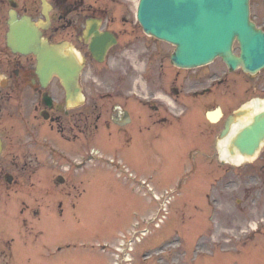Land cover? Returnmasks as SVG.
<instances>
[{"label": "rangeland", "instance_id": "obj_1", "mask_svg": "<svg viewBox=\"0 0 264 264\" xmlns=\"http://www.w3.org/2000/svg\"><path fill=\"white\" fill-rule=\"evenodd\" d=\"M119 1L124 4L123 10L126 18L125 20L120 19L119 26L128 28L130 33L135 35L136 42L148 41L150 37L143 34L140 24L134 17V0ZM260 1L252 0L253 15L260 13ZM20 2L31 9L30 0H20ZM108 6L111 7V4L108 3ZM118 8L115 10L117 11ZM35 15H38V4L35 6ZM151 42L155 43L152 39ZM162 46V52L164 51L169 56L174 46L168 43ZM82 49L85 50V46L82 45ZM90 65L101 67L94 62H90ZM109 68L111 69V67ZM104 71L106 69H103L102 72ZM258 75L263 76L264 70ZM235 92L240 95L242 91L236 88ZM229 99L234 100V98ZM256 101L264 102V93L261 92V87L256 91L253 89L252 92H248L247 98L241 100V104L255 108ZM188 149L183 146L167 145L162 148V160L132 161L130 169L135 177L129 174L125 177L96 174L91 190L86 194L84 201L97 207L88 209V211L92 210L90 219H96L97 224L61 223L63 225L59 226L55 232L52 230V234L54 236L56 234L61 235L60 239H68L70 242H80L97 236H102L103 242L113 241L121 233L127 232L136 218H142L145 215V207L148 206L150 213L158 208L152 193L141 183L142 179L150 180L158 192L168 190L176 196L177 190L181 189L184 193L181 196L182 199L184 197L183 200H193L202 187L194 191L198 174H195L196 179H192V174L188 175L184 172V161L179 160L181 155L188 154ZM257 164L260 166L263 162L257 161ZM246 165L243 164L240 171L244 172ZM226 169L232 170L234 173L237 172L238 166L229 167L228 163L221 164L218 169L219 175L223 174ZM47 176L48 173L42 171V179L47 180ZM186 177L190 178L184 180L185 186H183L182 180ZM43 186L47 187L48 182ZM242 186L241 183L236 185L238 190L234 192L232 189L222 190V188L213 191V196L219 203V208L213 211L214 224L210 223V212L203 215L200 211L195 210L192 203H188L192 207L185 210V204L181 202L180 195L174 198L167 209L160 213V216L164 215L160 223L161 226L154 229L146 237V241L151 242L153 239L152 247H155L169 238L181 243L183 236L192 240L193 236H199L203 233L204 235L199 237L195 245L191 243V247L188 248L186 244L182 246L171 242V240L168 241L167 245H162L164 250H160L161 246L160 248L155 247L152 249L153 257L148 264H264V189H259L257 195L255 193L254 196L257 197V200L256 203H253L251 198L245 199V194L241 190ZM184 211L187 214L184 215ZM253 222L259 223L257 232L260 234L248 239L253 235V231L250 229V224ZM239 225L241 227L236 229ZM133 229L134 227H131L130 230L133 232ZM236 230L237 232H235ZM173 232L178 233L173 234ZM118 240L119 238L109 243L107 247L113 258L116 251L123 256L122 252L117 249V244L121 241ZM194 246L199 252L195 250ZM144 248V246H136L133 252V260L127 263L125 261L124 264H143L141 262L142 257L138 253H142ZM208 257L211 260H207ZM70 263L113 264V259L105 252H100V255L86 252L80 257L72 256Z\"/></svg>", "mask_w": 264, "mask_h": 264}, {"label": "water", "instance_id": "obj_2", "mask_svg": "<svg viewBox=\"0 0 264 264\" xmlns=\"http://www.w3.org/2000/svg\"><path fill=\"white\" fill-rule=\"evenodd\" d=\"M151 1H142L140 20L147 31L178 44L174 60L179 65L204 64L219 54L233 68L243 64L255 71L264 66V34L256 31L248 20V0H162V7L152 11L149 10ZM19 27L15 34L23 39H16L24 47L18 49L38 54L41 74L61 73L62 59L49 56V44L42 41L33 26L24 21ZM236 36L241 45L240 57L232 52ZM57 59L56 66L51 64V60ZM257 132L261 133L258 129Z\"/></svg>", "mask_w": 264, "mask_h": 264}, {"label": "flooded vegetation", "instance_id": "obj_3", "mask_svg": "<svg viewBox=\"0 0 264 264\" xmlns=\"http://www.w3.org/2000/svg\"><path fill=\"white\" fill-rule=\"evenodd\" d=\"M52 1L60 8L59 19L64 18V28L72 27L73 20L68 17L79 8L78 0ZM67 6L70 8L67 9ZM53 17L55 20V16ZM1 30L0 13V33ZM57 30L58 26L52 30V34ZM47 34L50 35V31ZM48 88L53 100H56L50 107L44 101L45 90L41 88L39 76L35 72V62L24 60L20 54H11L5 41L2 43L0 37V194L7 190L9 178L12 179L10 183H18L23 170L22 153L17 149L20 141H14L16 132L17 140L22 138V126L20 124L17 129L16 123H10L15 115L19 116L22 110L31 107L33 111L35 110L34 118H44L45 121H49L51 130L61 132L63 136L74 137L75 140L86 129L89 99L86 85L82 89L83 100L74 108L68 107L64 98V88L57 78ZM115 92V96L120 94L118 89H114L112 95ZM118 103L119 100L108 102L111 109L117 108ZM102 110L103 107L97 105L96 112ZM46 114L47 118L44 117Z\"/></svg>", "mask_w": 264, "mask_h": 264}]
</instances>
